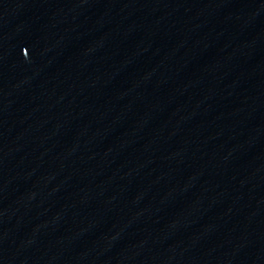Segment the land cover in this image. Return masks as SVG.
Returning a JSON list of instances; mask_svg holds the SVG:
<instances>
[{
    "label": "water",
    "instance_id": "obj_1",
    "mask_svg": "<svg viewBox=\"0 0 264 264\" xmlns=\"http://www.w3.org/2000/svg\"><path fill=\"white\" fill-rule=\"evenodd\" d=\"M0 264H264V0H0Z\"/></svg>",
    "mask_w": 264,
    "mask_h": 264
}]
</instances>
